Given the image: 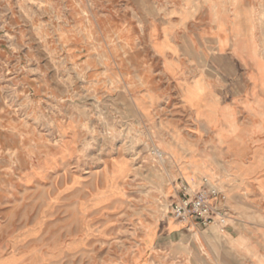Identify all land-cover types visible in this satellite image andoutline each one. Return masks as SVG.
I'll return each instance as SVG.
<instances>
[{"label":"rangeland","instance_id":"rangeland-1","mask_svg":"<svg viewBox=\"0 0 264 264\" xmlns=\"http://www.w3.org/2000/svg\"><path fill=\"white\" fill-rule=\"evenodd\" d=\"M197 21L252 35L260 60L224 70L242 79L225 84L228 134L264 142V0H0V264H264L251 239L264 218L221 172L219 142H168L190 132L141 114L152 94L178 108L167 75L192 68L155 50ZM202 178L221 188L227 222L161 248V224L180 226L177 180Z\"/></svg>","mask_w":264,"mask_h":264},{"label":"crops","instance_id":"crops-1","mask_svg":"<svg viewBox=\"0 0 264 264\" xmlns=\"http://www.w3.org/2000/svg\"><path fill=\"white\" fill-rule=\"evenodd\" d=\"M189 24L186 29L179 26L170 30L169 50H155L159 57L167 53L174 57L169 58L170 66L192 68L187 80L167 75L176 85L178 108L164 107L167 98L152 94L146 99L150 108L144 112L141 110V114L148 120L151 129L190 132L187 138L177 134L176 138L168 142H197L193 144L195 146H209V142H219V150L221 148L223 157L228 159V164L222 166L221 172L233 180L235 194H239L240 199L248 203L251 209L260 211L264 218V142H252L249 136H229L228 131L235 129L230 124L233 113L226 106L225 84L240 82L242 79L236 74L227 75L224 71L226 66L250 67L252 60L258 62L260 58L256 53V44L248 31L239 33L232 26L214 27L212 23L205 26L198 21L194 25ZM207 68H213L216 73L210 74ZM230 142L250 144L248 149L239 151ZM196 152L198 159L209 161L205 156L207 150H202L201 156ZM202 180L197 187H192L185 179L177 180V184L183 181L193 189H199ZM226 186L231 185L227 184L223 189ZM223 206L228 211L226 201ZM179 224V227L172 228L167 221L162 223L154 243L159 241L161 248L166 245L171 247L177 240L185 238V225ZM251 227L254 231L251 239L263 244L264 225L251 223Z\"/></svg>","mask_w":264,"mask_h":264},{"label":"built area","instance_id":"built-area-1","mask_svg":"<svg viewBox=\"0 0 264 264\" xmlns=\"http://www.w3.org/2000/svg\"><path fill=\"white\" fill-rule=\"evenodd\" d=\"M224 202L223 192L206 178L202 180L199 189H193L187 183L179 181L175 196L169 204L168 214L187 227L204 230L227 222L228 211L223 206Z\"/></svg>","mask_w":264,"mask_h":264},{"label":"bare ground","instance_id":"bare-ground-1","mask_svg":"<svg viewBox=\"0 0 264 264\" xmlns=\"http://www.w3.org/2000/svg\"><path fill=\"white\" fill-rule=\"evenodd\" d=\"M162 155V154H161ZM173 221H175L174 219H172ZM177 222V221H176ZM185 227H187V226H185ZM188 228H192V227H188Z\"/></svg>","mask_w":264,"mask_h":264}]
</instances>
